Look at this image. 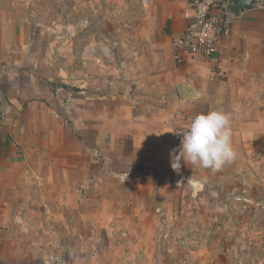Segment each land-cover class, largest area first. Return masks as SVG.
<instances>
[{
  "label": "crops",
  "instance_id": "0c3cea01",
  "mask_svg": "<svg viewBox=\"0 0 264 264\" xmlns=\"http://www.w3.org/2000/svg\"><path fill=\"white\" fill-rule=\"evenodd\" d=\"M145 6L114 43L119 64L100 65L88 87L78 85L76 94L65 84L54 87L34 57L33 44L17 30L6 33L9 24L0 25V95L5 109L0 123L1 202L18 200L20 184L31 177H26V169L44 162L60 170L61 183H68L69 171H75L82 183L90 178L97 193L89 214L97 219L127 217L133 211L130 231L138 216L141 226H150L153 216L159 224L151 205L157 201L163 210L162 186L175 175L171 159L179 147L174 133L209 111L232 115L231 141L237 156L215 172L183 161L180 170L187 165V181L206 190L215 189L214 184L227 188L236 181L240 192L247 193L246 201L252 197L245 186L256 185L262 188L256 191L258 199H264V7L233 21L215 61L176 65L171 45L191 21L187 1L148 0ZM181 83L191 90L192 97L185 101L178 90ZM199 170L210 178L201 179ZM106 181L128 187L104 192L100 185ZM131 183L148 184L153 190L133 197ZM7 205L0 203L5 212ZM150 244L142 240L141 246Z\"/></svg>",
  "mask_w": 264,
  "mask_h": 264
},
{
  "label": "rangeland",
  "instance_id": "374dc122",
  "mask_svg": "<svg viewBox=\"0 0 264 264\" xmlns=\"http://www.w3.org/2000/svg\"><path fill=\"white\" fill-rule=\"evenodd\" d=\"M145 9L144 0H0V25L9 24L6 33L17 30L33 44L54 87L65 84L76 94L100 65L119 64L114 43ZM42 163L26 169L31 177L20 184L18 200H0L10 208L5 212L0 206V264H264V199H258L262 188L256 185L245 186L252 197L247 201L235 180L227 188L214 184L206 190L188 183L186 165L162 186L163 210L157 201L148 205L159 224L153 216L150 226H141L138 216L130 231L133 211L97 219L89 214L97 193L90 178L82 183L69 171L68 183H61L60 170ZM198 174L210 178L207 171ZM108 182L100 185L104 192L128 187ZM131 186L133 197L153 190L148 184ZM142 240L151 241L149 248H142Z\"/></svg>",
  "mask_w": 264,
  "mask_h": 264
},
{
  "label": "built area",
  "instance_id": "2783aa9c",
  "mask_svg": "<svg viewBox=\"0 0 264 264\" xmlns=\"http://www.w3.org/2000/svg\"><path fill=\"white\" fill-rule=\"evenodd\" d=\"M192 15L191 21L184 32L172 40V54L176 65L201 59L213 62L218 55V47L232 30L235 20L228 15L227 8L230 0H186ZM147 4L148 0H144ZM264 7V6H262ZM108 44L110 42L108 41ZM107 55L110 48L106 49ZM5 117L4 99L0 95V123ZM186 128L177 129L174 133V144L180 146L182 132Z\"/></svg>",
  "mask_w": 264,
  "mask_h": 264
},
{
  "label": "clouds",
  "instance_id": "9594fccd",
  "mask_svg": "<svg viewBox=\"0 0 264 264\" xmlns=\"http://www.w3.org/2000/svg\"><path fill=\"white\" fill-rule=\"evenodd\" d=\"M231 120L232 115L223 111H209L192 118L181 133L179 149L172 155V169L179 172L183 161L215 172L232 163L237 153L231 141Z\"/></svg>",
  "mask_w": 264,
  "mask_h": 264
},
{
  "label": "water",
  "instance_id": "95a60500",
  "mask_svg": "<svg viewBox=\"0 0 264 264\" xmlns=\"http://www.w3.org/2000/svg\"><path fill=\"white\" fill-rule=\"evenodd\" d=\"M264 6V0H230L227 8L228 15L234 19H239L242 15ZM180 98L182 101L192 97L191 90L185 84L178 85Z\"/></svg>",
  "mask_w": 264,
  "mask_h": 264
}]
</instances>
